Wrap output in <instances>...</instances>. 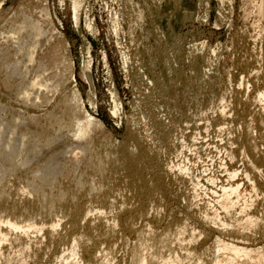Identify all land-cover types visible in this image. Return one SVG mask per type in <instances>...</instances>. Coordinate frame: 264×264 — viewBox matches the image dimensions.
Masks as SVG:
<instances>
[{"label": "bare ground", "instance_id": "6f19581e", "mask_svg": "<svg viewBox=\"0 0 264 264\" xmlns=\"http://www.w3.org/2000/svg\"><path fill=\"white\" fill-rule=\"evenodd\" d=\"M83 1L71 0L74 27ZM47 3H20L0 12L5 32L0 41V264L40 263L44 247L53 244L63 246L54 252L57 264H80L91 242L99 246L92 244L99 263L109 264L120 231L134 232L131 264H264V241L258 240L264 236L259 200L264 116H258L252 132L245 126L244 135L238 134L237 126L227 127L232 117L225 95H219L214 115L204 107L192 114L205 117V132L230 130L226 141L214 146L227 160L224 179L218 183L216 175L205 176L214 187L204 186L192 172L193 156L184 154L200 152V127L192 123L191 132L176 133L175 124L165 123L151 104L152 95L139 97L145 108L128 118L126 138H109L102 121L85 107L69 43L54 26ZM243 16L253 17L262 38L264 0H245ZM217 81L209 79L204 87L213 89ZM259 86L254 99L263 102L264 85ZM245 118L237 125H248ZM234 160L241 162L239 169ZM239 170L248 191L236 180ZM175 186L191 190L188 208L179 215L170 212L167 201ZM208 191L211 200L198 205L196 198ZM64 227L71 235L62 234Z\"/></svg>", "mask_w": 264, "mask_h": 264}, {"label": "rangeland", "instance_id": "374dc122", "mask_svg": "<svg viewBox=\"0 0 264 264\" xmlns=\"http://www.w3.org/2000/svg\"><path fill=\"white\" fill-rule=\"evenodd\" d=\"M27 2L35 4L36 0H0V12ZM47 6L54 26L69 43L75 84L85 107L102 121L109 138L117 141L126 138L133 114L137 117L142 107L145 108L139 102V97L142 94L152 95L151 104L155 110L158 109L165 123L173 122L177 126H174L178 128L176 133L179 130L189 133L193 125L200 127V139L197 140L202 146L197 144L200 152L185 150L184 154L193 156L192 172L199 176L204 186L214 187L205 177L209 173L218 177V183L225 177L223 166L227 160L223 150L218 152L214 146L224 143L230 130L222 131V134L211 128L205 132L201 127L205 117L192 114L204 107L206 114L214 115L219 95H225L232 117L227 127L237 126L238 134L244 135L247 129L252 132L258 116H264V101L254 99L256 87L264 85V56L261 57L264 36L257 37L258 29L252 24L253 17L243 16L245 0H84L78 27H74L71 18V0H63L62 5L59 0H48ZM88 22L91 27L86 26ZM2 24L0 41L5 35ZM88 60L90 63L86 68ZM209 79L218 80L213 89L204 87ZM162 86H167L163 95L158 93V88ZM244 117L248 125L238 126V121ZM262 124L260 127L264 131ZM261 151L263 153L264 148ZM232 163L238 169L241 166V162L236 160ZM203 171H206L205 174ZM238 173L236 180H241L248 191V182L240 170ZM175 188L168 193L167 201L170 212L179 215L188 208L187 197L191 190ZM263 193L259 200L264 204ZM196 199L198 205L207 204L211 200V193L205 195L202 192ZM97 221L93 219V223ZM64 228L62 234L71 235V230ZM129 232L120 231V239L117 240V237L116 242L112 243L114 254L109 264H131L130 244H133L134 232L131 231L133 236L128 235ZM263 237H258V240L264 241ZM122 240L126 242L122 243ZM92 244H87L89 250L82 253L80 264L99 263L100 252L95 254ZM58 246L44 247L43 259L37 264H57L55 253L63 247L62 244ZM105 246L102 244L100 248ZM93 247L99 246L93 244Z\"/></svg>", "mask_w": 264, "mask_h": 264}]
</instances>
